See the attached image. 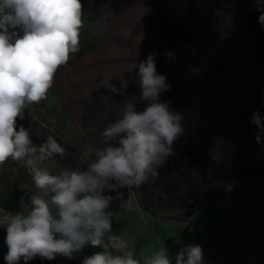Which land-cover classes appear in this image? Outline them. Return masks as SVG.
I'll return each mask as SVG.
<instances>
[{"label": "rangeland", "instance_id": "rangeland-1", "mask_svg": "<svg viewBox=\"0 0 264 264\" xmlns=\"http://www.w3.org/2000/svg\"><path fill=\"white\" fill-rule=\"evenodd\" d=\"M172 11L180 22L206 37L214 54L226 63L221 86L206 99L205 122L192 135L198 147L213 157L223 156L227 134L224 121L233 110L253 113L254 98L264 97V28L258 22L257 0H174ZM261 11H264L262 0ZM84 26L80 50L66 66L58 69L47 100L25 110L18 125L28 128L37 148L53 135L65 153L39 160V153L26 157L35 167L60 174L64 168H76V159L87 148H102L101 133L122 117L130 100L124 95V73L146 60L144 39L151 36L143 18L155 11L145 2L111 12L102 20L92 18L91 4L82 10ZM100 22V27L97 24ZM129 35L125 36V33ZM91 95L93 96L91 98ZM151 202L164 200L161 183L154 179ZM236 195L216 196L205 201L187 216L179 207L160 205L155 217L139 204L141 191L131 187L122 199L111 195L112 234L128 243L141 264L144 258L165 247L170 257L186 245H200L205 264H264V173L233 185ZM154 188V187H153ZM37 194L32 181V165L8 160L0 166V215L22 210L21 201L30 204ZM156 205H149L155 207ZM87 246L73 259L57 256L54 264H82L86 256L101 251Z\"/></svg>", "mask_w": 264, "mask_h": 264}, {"label": "clouds", "instance_id": "clouds-1", "mask_svg": "<svg viewBox=\"0 0 264 264\" xmlns=\"http://www.w3.org/2000/svg\"><path fill=\"white\" fill-rule=\"evenodd\" d=\"M261 2L257 0L258 22L264 28ZM82 8L81 0H0V166L8 160L32 165L37 190L29 196L30 204L21 201V211L0 215L7 264H20L21 259L27 264L37 257L73 259L87 246L102 250L84 257L82 264H141L133 251L126 250L127 241L112 234L109 206L114 197L103 193L107 189L122 199V189L156 178L183 134L182 115L171 109L170 101H160L171 86L165 75L158 74L154 54H148L137 63L136 72L139 99L145 106L138 111L134 104H126L122 117L101 133L104 147L87 148L76 159V168L66 167L58 175L25 159L37 152L41 161L65 153L53 135L37 148L28 128L17 121L25 118V110L47 100L58 69L80 50ZM173 55L165 53L168 59ZM251 123L257 128V143H262L264 117L255 111ZM143 264H173V259L160 247ZM174 264H205L203 248L184 246Z\"/></svg>", "mask_w": 264, "mask_h": 264}, {"label": "trees", "instance_id": "trees-1", "mask_svg": "<svg viewBox=\"0 0 264 264\" xmlns=\"http://www.w3.org/2000/svg\"><path fill=\"white\" fill-rule=\"evenodd\" d=\"M139 1L147 3L154 15L143 18L146 29L151 33L144 39V54H154L158 74L166 76L170 89L160 95V101H170L171 109L183 117V134L174 145V155L160 167L155 178L164 192L163 202H151L148 196L150 180L141 184L139 204L143 210L155 217L168 219L159 214L160 205L179 207L184 214H193L207 200L216 196L236 195L233 185L240 180L264 173V136L257 143V131L251 123V112L243 108L233 110L224 121L227 132L223 141V156L219 159L200 149L192 135L201 131L206 116V99L210 92L223 84L226 63L214 54L206 37L179 21L171 6L174 0H81L82 10L92 7V18L102 20L105 13L126 9ZM19 35L21 29H9ZM166 52H172L168 59ZM137 65L124 73V95L136 109L142 110L140 89L137 84ZM93 96L91 95V98ZM255 110L264 117V97L253 100ZM149 191V192H147ZM149 205H156L149 207ZM6 231L0 227V264L8 249L5 243ZM20 264H25L21 259ZM27 264H54L39 257Z\"/></svg>", "mask_w": 264, "mask_h": 264}]
</instances>
